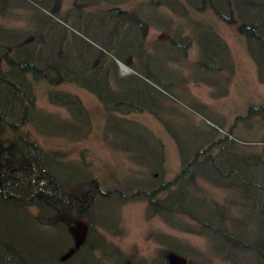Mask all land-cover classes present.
<instances>
[{
    "label": "trees",
    "instance_id": "obj_1",
    "mask_svg": "<svg viewBox=\"0 0 264 264\" xmlns=\"http://www.w3.org/2000/svg\"><path fill=\"white\" fill-rule=\"evenodd\" d=\"M76 2L74 0L72 6H76ZM11 3L14 4L11 0H0V16L5 17L7 10L13 7ZM35 3L45 7L50 15L48 21H34L37 25L33 27L34 31L9 30L0 24V264H146L132 255H125L105 238L118 227L119 222L109 217L90 215L97 206L107 209L108 202L114 199L118 203L123 200L145 201L147 218L157 217L170 229L204 237L209 243L210 254L206 252L204 257L199 251L159 235L156 242L163 246L151 264H166L168 257L173 254H179L189 264H217L214 263L217 258L222 264H264V182L257 176L258 171L264 169V140L261 141V151L253 153L238 146L233 126L230 127V144H227L229 133L216 140L212 128L205 134L207 149L196 148L188 154L183 145L178 146L181 169L173 179L156 184L152 177L145 181V185L139 184L141 188L137 187L135 192L125 193L120 187L103 192L95 182L86 186L84 181H64L60 175L62 155L45 151L28 132H19V126L30 120V115L37 109L33 90L36 83L41 81L48 88L49 103L65 108L70 115V121H67L70 124H74L77 119L68 106L58 101L64 95L62 91L55 90L60 85L81 87V84H88L83 80L94 77L95 87L88 84L86 88L82 87L83 90L98 99L104 112L122 115L141 113L148 108H137V104L126 97H114L112 101L108 99L105 102L100 92L116 94L112 91L114 87L111 88L116 79L119 84L125 80L130 84L128 90L138 92L136 81H142L158 93L169 92L170 87L180 86L170 83L168 87L161 79V70L158 71V77H154L141 67L144 59H153L151 55H144L148 31L146 21L140 33L142 38H139L144 54L137 56L134 52H127L124 55L108 48L103 41L88 32L84 33L97 43H90L84 35L85 38L75 35L78 40L74 42L68 40L64 32L71 31L64 25L62 30L56 26H61L62 20V23L79 31L71 20L79 21L81 18L61 16L60 0ZM148 6L166 8L184 18L209 8L219 21L236 26L256 66L258 81L264 84V0H150ZM112 10L128 16L130 22L123 25L125 34L138 33L135 28L138 29L142 22L133 15L132 8L127 12H121L118 8ZM107 15L114 19L113 14ZM195 26L208 30L201 36L197 35L196 40L202 53L198 67H203V75L208 73L211 76L213 72L219 74L223 69L232 72L228 80L217 77L214 82H210L199 77L195 81L214 88L225 87L234 72L227 46L211 27ZM166 36L165 41L176 48L183 43V37L177 33H167ZM185 42L188 47L190 42ZM116 62L122 63L134 74L120 78ZM98 75H102L101 80L96 78ZM171 81L175 82L173 78ZM226 95L224 90L222 96ZM8 96L11 98L9 105L6 101ZM55 96L59 98L55 99ZM140 96L145 98L143 94ZM213 96L216 94L213 93ZM157 110L155 116L163 122L162 112ZM193 110L201 114L198 107L193 106ZM248 115H257L264 121V108L250 106ZM119 122L127 123L122 118ZM5 129L10 133H6ZM144 144L147 145L146 142ZM189 157L193 158L188 160ZM136 159L150 163L146 170L157 175L163 165V147L149 146L145 154ZM198 179L234 197H229L225 204L219 205L197 186ZM153 181L155 186H151ZM81 186L83 189L79 188ZM144 186L150 189L145 190L142 188ZM184 219L189 220L190 225ZM84 220L97 230L96 238L86 235L84 241L76 246L75 252L63 260V256L75 246L71 225ZM199 259L203 261L198 262Z\"/></svg>",
    "mask_w": 264,
    "mask_h": 264
},
{
    "label": "rangeland",
    "instance_id": "obj_2",
    "mask_svg": "<svg viewBox=\"0 0 264 264\" xmlns=\"http://www.w3.org/2000/svg\"><path fill=\"white\" fill-rule=\"evenodd\" d=\"M11 1L14 3H11L13 7L7 10L5 17L0 16V24L6 26L7 29H31L34 31L33 27L36 28L37 26L34 23L35 19L48 21L47 17L50 14L47 9L35 3L38 1L46 3V0ZM149 1L77 0L76 6L75 4L72 6L74 0H60L59 14L61 16L81 18L79 21L70 19L75 22L80 32L68 27L69 24L60 21L61 26L55 25L60 30L64 25L71 31V33L64 32L68 40L74 42V40H78L75 35L80 37L84 35L89 38L86 40L90 43H97L89 34L84 33L88 32L103 41L108 48L124 55H127V52H134L137 56L144 54V48L139 38L146 21L148 31L145 35L146 53L144 55H151L153 59H144L141 67L154 77H158V71L161 70L160 74L163 76L161 79L168 87H170V83L180 85L170 87L169 92L158 93L142 81H136L135 85L140 91L138 92L128 90L130 84H127L125 80L119 84L116 79L113 86L111 79H109L111 88L114 87L112 91L116 94L109 91L100 92L105 102L108 99L112 101L114 97H126V99L136 103L137 108H148L141 113L129 112L128 115L104 112L103 105L97 101V98L87 90H83L88 84L92 88L95 87L96 80L94 77L83 80L88 84H81V87L72 84L60 85L55 90L62 91L64 95L61 98L55 96V99L59 98L58 101L61 104L68 106L73 111L77 120L74 124H70L67 122L70 121L67 110L49 103L47 99L48 88L44 81L36 83L33 91L37 109L30 115L31 119H27L24 129L45 151L54 150L64 154L63 156L67 160L62 157L61 164L63 167L60 169V175L64 181L76 183L82 181L84 177L86 179L91 177L99 183L103 190L120 187L125 193L127 191L128 193L135 192L138 190L137 187L141 188L138 186L139 184L145 185V181L151 180L152 177L156 184L160 181L165 183L173 179L181 169L179 147L183 145L187 153L191 154L202 141H206L203 134L208 133L212 128L216 129V125L225 131L233 125L237 116L246 115L250 106L264 107V84L258 81L256 66L250 59L245 39L238 33L236 26L219 21L208 11L199 15L191 14L190 20H188L166 8L150 7L148 6ZM47 5L53 7L52 4ZM116 8L121 12L133 9V15L142 22L138 29L135 28L138 33H124L123 25L130 21L127 15H120L112 10ZM109 13L114 15L113 20L110 15H107ZM193 23L198 26L211 27L212 31L227 46L234 66V75L228 85L226 96L214 97L215 88L213 86L212 89H209V86L206 87L205 84L195 81V79L202 77L214 82L217 79V75H215L217 73L213 72L211 76L208 73L203 75V67H198L202 53L199 44L196 42V35L201 36L208 30L199 29L196 26L195 28ZM113 27L114 30H112ZM165 28L170 29L165 30ZM167 33L181 35L183 43L178 48L170 45L165 41L167 40ZM185 41L190 42L188 47ZM126 75L128 74H125L121 69L118 70L120 78ZM96 78L102 79V75H98ZM171 78L175 82L171 81ZM146 83L153 86L147 81ZM142 94L145 95V98L140 96ZM6 101L9 105L11 98L8 96ZM193 106L198 107V111L202 115L195 112ZM157 109L162 112L161 116L165 123L156 118ZM109 118L116 120L112 121ZM121 118L127 123L119 122ZM253 121L250 124H247L248 122L238 123L235 134L243 141H250L248 144H243L246 145L244 148L253 153H259L263 147L261 141L264 140V124H259L256 128L254 126L249 127L252 123L255 124ZM219 136L221 134L217 135V137ZM158 145L163 147L165 156L159 174H151L147 171L148 169L146 170V166H137L133 163L135 158H140L145 154L149 146L157 148ZM256 174L257 172L253 174V177ZM258 174L257 176L261 177L264 182V169L263 171L260 169ZM156 184L154 183L153 186ZM196 184L219 205L225 204L229 197L230 199L234 197L233 194H228L223 189L215 188L199 179ZM142 188L150 189L148 186ZM189 191L192 194L190 189ZM108 203L107 209H104L103 206H97L93 213H96L100 218H106L109 217L108 214L111 213L112 209L119 208L118 227L105 238L125 255H132L136 260L151 264L163 246L155 240V237L159 235L174 239L181 246L199 251L204 257L206 252L208 255L210 254L209 243L204 239L170 229L158 218H147L145 201L132 200L128 203L119 204L114 199ZM184 222L188 225L191 223L187 219H184ZM72 231V235L77 237V242H79L85 235V226L80 222L76 223ZM80 234L82 235L81 238L78 237ZM202 261V259L198 260V262ZM214 263L222 264L218 258Z\"/></svg>",
    "mask_w": 264,
    "mask_h": 264
},
{
    "label": "bare ground",
    "instance_id": "obj_3",
    "mask_svg": "<svg viewBox=\"0 0 264 264\" xmlns=\"http://www.w3.org/2000/svg\"><path fill=\"white\" fill-rule=\"evenodd\" d=\"M202 11V10H201ZM211 12L212 14H213V11H211L209 8H205L201 13H196V15H199V14H203V13H206V12ZM188 20H190L189 18H187ZM34 21H37V19H35ZM59 21V20H58ZM61 22H63L62 20H61ZM45 26V25H44ZM69 27V26H68ZM193 27H195V24L193 23ZM45 28H46V26H45ZM196 28V27H195ZM7 29V28H6ZM31 30V29H30ZM120 68H121V70L125 73V74H130L131 73V71L127 68V67H125L124 65H122L121 64V66H120ZM222 71H225V72H222ZM231 71L230 70H228V69H223V70H221L220 71V73L219 74H217V77H220V78H222L223 80H224V78H226V80H228L229 79V76L231 75ZM233 75H234V72H233ZM233 77V76H232ZM231 77V78H232ZM231 80V79H230ZM230 80L228 81V83L226 84V86L224 87V86H219V87H217V88H215V93L214 94H216V97H222V92L224 91V90H226V92L228 93V85H229V83H230ZM219 90H221V91H219ZM252 107H254V106H252ZM257 107H262V106H257ZM257 107H254V108H257ZM264 108V107H263ZM248 110H249V108H248ZM248 110H247V114L246 115H244V116H237L236 118H238V117H241L239 120H237L236 122H233V123H235V125L233 124V125H231V126H233L234 127V129H233V132H234V137L236 138V140H237V142L236 143H238V146L239 147H241V149H243L242 147H244V146H246V145H243V144H248L249 142H246V141H243L242 139H240V138H238V136L235 134L236 133V127H237V124L238 123H247V124H250V122H252L253 120V122L255 123L254 125H253V123L249 126V127H252V126H254L255 128L259 125V124H264V121L259 117V116H257V115H253V116H249L248 115ZM128 115V114H127ZM235 118V119H236ZM234 119V120H235ZM19 122V121H18ZM21 124V123H20ZM26 121L24 122V123H22L20 126H19V132L20 133H27V131L24 129V127L26 126ZM217 126V128L215 129V128H213V137H214V139H221V138H223L224 137V135H226V134H228L229 133V135L227 136V138H228V142H227V144H230V142L232 141V130L230 129V127L227 129V130H225V131H223V128L222 127H220L219 125H216ZM225 129V128H224ZM91 130V129H90ZM90 130L88 131V134H89V132H90ZM231 130V131H230ZM5 131H6V133H10V131L8 130V129H5ZM219 134H221V136H219V137H217V135H219ZM203 136L205 137V134H203ZM235 140V141H236ZM254 142V141H253ZM232 144V143H231ZM207 145H208V141L206 140V141H202L201 143H200V145L197 147V148H200L201 150H203V149H207V148H205V147H207ZM196 150V149H195ZM194 150V151H195ZM50 151H52V152H55V153H58L59 155H64V154H62L61 152H57V151H54V150H50ZM190 158H193V157H189L188 158V160L190 159ZM135 161L133 162L135 165H137V166H146V167H148V164H150V163H147V162H144V161H140L139 159H134ZM164 160H165V156H164V154H163V163H164ZM133 161V160H132ZM60 163V162H59ZM62 165V164H61ZM61 167H63V165L61 166ZM82 181H84L85 182V185L86 186H90L91 184L93 185L94 184V182L99 186V188H100V190L101 191H103V192H106V191H108V190H112V189H107V190H103L101 187H100V185H99V183L96 181V180H94V179H92L91 177H89V178H87L86 179V177H84L83 178V180ZM84 184H83V186H84V188H86V186H85ZM151 186H153V184L151 185ZM80 189L82 188L83 189V187L81 186V187H79ZM115 190V188H113V191ZM98 191H99V189H98ZM113 201V200H112ZM103 204H105L104 202H102ZM124 203H128V201L127 200H123L122 201V203H119V204H124ZM121 206V205H120ZM119 206V207H120ZM197 214H200V213H197ZM90 215H91V217H95V216H98L96 213L94 214L93 212H91L90 213ZM109 215V218H112L113 220H115V221H117V222H119V220H120V218H119V208L117 209H115V210H111V213L110 214H108ZM154 218H157V217H154ZM159 219V218H158ZM161 220V219H160ZM162 221V220H161ZM163 222V221H162ZM76 223H79V222H74L72 225H71V227H70V231H71V233H73V231H72V229H73V227L76 225ZM81 224H84V226H85V235H90L91 236V238L92 239H95L96 238V231H95V229H94V227L92 228L91 227V225H88V222H85V220H84V222H82L81 221ZM167 226V225H166ZM94 229V230H93ZM177 231V230H176ZM179 232V231H178ZM81 235V234H80ZM80 235H78V237L79 238H81L82 237V235L80 236ZM158 238V236H156L155 237V240ZM200 238H202V239H204L205 241H207V239L206 238H204V237H200ZM209 240V239H208ZM74 241H75V246L65 255V256H63V260L64 259H66V258H68L69 256H71L74 252H75V250H76V242H77V237L76 238H74ZM97 242H99V239H97ZM208 242V241H207ZM169 257H176V258H178L179 260H181V261H183V264H189V263H187V262H185L181 257H180V255L179 254H173V255H170ZM169 257H168V259H169ZM220 257V256H219ZM168 259H167V263L166 264H168Z\"/></svg>",
    "mask_w": 264,
    "mask_h": 264
},
{
    "label": "water",
    "instance_id": "obj_4",
    "mask_svg": "<svg viewBox=\"0 0 264 264\" xmlns=\"http://www.w3.org/2000/svg\"><path fill=\"white\" fill-rule=\"evenodd\" d=\"M80 242H81V240L78 243H80ZM168 264H183V261L179 260L176 257H169Z\"/></svg>",
    "mask_w": 264,
    "mask_h": 264
}]
</instances>
